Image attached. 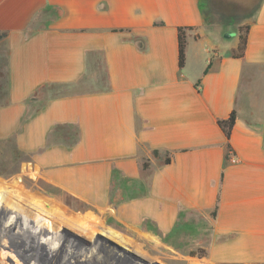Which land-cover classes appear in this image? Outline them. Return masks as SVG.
Instances as JSON below:
<instances>
[{"label": "crops", "instance_id": "0c3cea01", "mask_svg": "<svg viewBox=\"0 0 264 264\" xmlns=\"http://www.w3.org/2000/svg\"><path fill=\"white\" fill-rule=\"evenodd\" d=\"M0 53V144L47 193L132 230L200 234L213 264H264V0H0Z\"/></svg>", "mask_w": 264, "mask_h": 264}, {"label": "rangeland", "instance_id": "374dc122", "mask_svg": "<svg viewBox=\"0 0 264 264\" xmlns=\"http://www.w3.org/2000/svg\"><path fill=\"white\" fill-rule=\"evenodd\" d=\"M3 81L0 53V84ZM86 210L81 203L47 193L25 169V158L0 144V264H213L203 258L207 244L200 234L161 235L150 225L132 230L108 215L85 217ZM15 224H26L36 235L57 244L51 246L52 253H41L34 241L16 234ZM188 227L200 232L206 223L193 219ZM190 252L196 256L189 258Z\"/></svg>", "mask_w": 264, "mask_h": 264}, {"label": "trees", "instance_id": "16d2710c", "mask_svg": "<svg viewBox=\"0 0 264 264\" xmlns=\"http://www.w3.org/2000/svg\"><path fill=\"white\" fill-rule=\"evenodd\" d=\"M248 28H241L239 30V32H244V34H240L238 39V46L236 49V54L234 56L236 57H241L243 54V51L245 49V43H246V39H245V33L247 32ZM178 67L182 68L184 65V60H185V33H184V29L183 28H178ZM6 76H4V81L0 84V97H2L3 95L6 94L5 88L7 86V81L5 80ZM234 122H235V114L231 113L229 115V117L226 120H222V121H218V126L221 129V131L223 132L225 138L227 140H229L230 138V133L231 130L234 126ZM153 157H157L158 154L156 151H154L152 153ZM165 163H168V160H165ZM148 167V165L146 163L143 164L142 168L144 170H146ZM139 190H142V187H139ZM215 215V211L211 214L212 217H214ZM196 256L195 252H190L188 254L189 258H194ZM203 257V255L201 256Z\"/></svg>", "mask_w": 264, "mask_h": 264}, {"label": "bare ground", "instance_id": "6f19581e", "mask_svg": "<svg viewBox=\"0 0 264 264\" xmlns=\"http://www.w3.org/2000/svg\"><path fill=\"white\" fill-rule=\"evenodd\" d=\"M44 241L47 242V243L50 242V245H51L52 247H55V246L57 245V244H55V243H53V242H51V241H49V240H47V239H45Z\"/></svg>", "mask_w": 264, "mask_h": 264}, {"label": "built area", "instance_id": "2783aa9c", "mask_svg": "<svg viewBox=\"0 0 264 264\" xmlns=\"http://www.w3.org/2000/svg\"><path fill=\"white\" fill-rule=\"evenodd\" d=\"M231 155V153L230 152H228V156H230Z\"/></svg>", "mask_w": 264, "mask_h": 264}]
</instances>
